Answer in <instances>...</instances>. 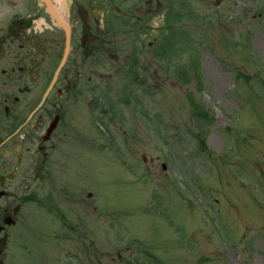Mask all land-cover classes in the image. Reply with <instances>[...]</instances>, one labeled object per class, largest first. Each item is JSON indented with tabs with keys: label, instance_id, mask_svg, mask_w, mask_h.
Listing matches in <instances>:
<instances>
[{
	"label": "rangeland",
	"instance_id": "obj_1",
	"mask_svg": "<svg viewBox=\"0 0 264 264\" xmlns=\"http://www.w3.org/2000/svg\"><path fill=\"white\" fill-rule=\"evenodd\" d=\"M111 1L146 19L118 25V92L101 79L97 107L71 105L46 143L68 175L64 225L28 205L4 263L264 264V0ZM21 5L0 0V26Z\"/></svg>",
	"mask_w": 264,
	"mask_h": 264
},
{
	"label": "flooded vegetation",
	"instance_id": "obj_2",
	"mask_svg": "<svg viewBox=\"0 0 264 264\" xmlns=\"http://www.w3.org/2000/svg\"><path fill=\"white\" fill-rule=\"evenodd\" d=\"M3 1L22 5L0 26V201L14 198L0 203V264H5L8 231L28 205L53 213L54 221L64 225V212L55 210L68 207V175L46 143L59 136L71 105L79 106L89 95L92 108L103 97L100 82L111 80L118 25L133 17L139 27L146 19L141 9L121 12L120 5L113 6V14L102 4L112 8L111 0H65L63 9L62 0H50L52 10L42 0ZM104 65L108 73L100 71ZM111 93L106 89L104 96ZM23 157L27 169L19 176Z\"/></svg>",
	"mask_w": 264,
	"mask_h": 264
},
{
	"label": "trees",
	"instance_id": "obj_3",
	"mask_svg": "<svg viewBox=\"0 0 264 264\" xmlns=\"http://www.w3.org/2000/svg\"><path fill=\"white\" fill-rule=\"evenodd\" d=\"M165 37H166V35H165ZM191 66H192V69L194 70V73H196V75L199 76V74L197 72V68H196L195 61H194L193 64H191ZM180 73H183L185 75L190 76V74L188 73V71L185 68H181L180 69ZM198 80H200V76L198 77ZM189 99H190V97H189ZM190 103H191L192 108H193V115H194V117H196V118H202V119L206 120L207 117H208V110L205 109L203 106H200L199 104H197V102L195 100H193L192 98L190 100Z\"/></svg>",
	"mask_w": 264,
	"mask_h": 264
}]
</instances>
